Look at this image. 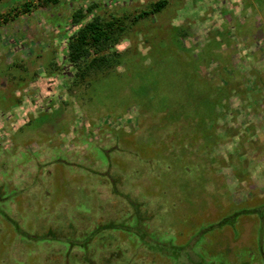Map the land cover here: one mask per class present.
<instances>
[{
  "label": "rangeland",
  "instance_id": "374dc122",
  "mask_svg": "<svg viewBox=\"0 0 264 264\" xmlns=\"http://www.w3.org/2000/svg\"><path fill=\"white\" fill-rule=\"evenodd\" d=\"M156 1L0 0V264H264V0Z\"/></svg>",
  "mask_w": 264,
  "mask_h": 264
},
{
  "label": "trees",
  "instance_id": "16d2710c",
  "mask_svg": "<svg viewBox=\"0 0 264 264\" xmlns=\"http://www.w3.org/2000/svg\"><path fill=\"white\" fill-rule=\"evenodd\" d=\"M166 3L167 0L156 1V3H154L153 10L160 9ZM83 18V13L74 11L72 13V20L73 24L76 25L77 28L72 33L66 35V48H68L67 60L75 67L80 66L82 61L90 56V48L95 46V44H98L104 34V27L101 23V18L95 16L94 18L86 21H83ZM194 85L200 88V85L202 84L195 80Z\"/></svg>",
  "mask_w": 264,
  "mask_h": 264
}]
</instances>
